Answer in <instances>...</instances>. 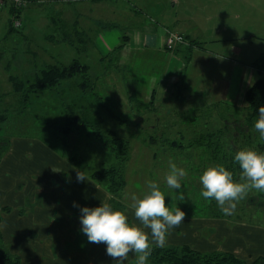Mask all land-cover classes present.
Masks as SVG:
<instances>
[{
    "label": "rangeland",
    "instance_id": "1",
    "mask_svg": "<svg viewBox=\"0 0 264 264\" xmlns=\"http://www.w3.org/2000/svg\"><path fill=\"white\" fill-rule=\"evenodd\" d=\"M64 1V6L72 8L75 13L83 12L82 16L79 13L76 16L84 18L85 15L91 14V3ZM111 1L113 0H108L109 17H106L105 23H118L123 26L125 20L115 11V3ZM234 4L245 19L243 25L249 37L244 43L247 42L251 48L253 47L252 54L259 55L261 51L264 52V0H235ZM2 6L0 7V95L3 101L0 103V112L7 114V119L1 123V126L12 136L11 141L14 138L19 139L21 144H24L26 152L32 153L49 169L53 166L50 156L58 157L66 164L73 165L76 171H82L87 176L88 173L84 170L87 167L94 170L103 164L114 163L116 160L114 152L96 138L95 130L91 126L81 121L87 116L85 108L90 107L89 99L81 98V92L70 88L66 81L53 89L42 90L38 95L32 94L28 101L25 99L20 101L19 96L12 94L2 96L4 92L12 90L10 73L22 78H30L46 63L56 61L69 63L78 57L83 62L89 63L92 73L98 74V91L109 107V110L98 107L99 111L90 110L89 113L91 115L100 113L104 118L101 123L102 128L106 131L115 130L119 136L130 141V159L124 170L126 185L115 195V202L111 203L114 194L90 177L99 192L100 190L103 192L102 189L106 191L104 201L111 206L113 204L116 210L123 211L130 223L139 225L140 222L135 219L131 207V196L142 197L148 191V182H155L165 195L166 206L170 209L179 207L186 213L184 222L169 230L167 239L176 242L170 245H188L200 251H212V248L219 251L230 250L229 252L237 254L246 263L253 264L255 260L243 257L245 255L248 257L247 252L250 250L264 252V192L254 189L249 191L247 196L237 203L232 215H224L215 200H205L200 195L203 190L200 176L210 166L223 165L226 170L233 173L235 182H241L239 177L242 169L233 160L234 148L254 150L253 147L259 146L260 142L264 141L260 138L255 125L251 128L247 127L246 130L242 128L240 132H243V136L238 137V134L235 137L236 144L226 135L221 136L220 143L207 138L209 134L207 131L226 128L227 119L231 121L228 125L230 130L231 127L234 129L237 118H242L241 123L245 124L243 118L249 113L248 108L236 111L226 103L208 106L207 102L200 101L199 98L189 103L178 100L175 96L170 100L150 103L144 91L150 87L146 76L148 70L145 66L143 68L145 73L142 74L144 77L139 78L136 87L131 82L130 76L134 70L130 65L122 66V63H118V53H110L102 62L99 60L100 50L94 45L93 38L85 41L89 42L91 48L87 47V43L82 42L79 49L67 42L57 40L62 35L56 30L54 21H51V17L53 15L56 17L60 9L55 3L49 0H31L23 10L22 25H14V30H10L11 13L8 5ZM91 15L95 16V13ZM62 21L59 23H64V28L67 29V20ZM89 32L90 37L95 33L93 30ZM53 34L56 38H50ZM85 47L88 48V52L87 49L84 50ZM139 56V64L143 65L141 62H145L144 55ZM88 98L94 100L92 96ZM147 103H150V108L145 106ZM110 110L120 119L113 118ZM72 113L79 119L74 120ZM154 124L156 127L151 128ZM202 136L205 138L202 139ZM207 140L211 141L210 146H207L205 142ZM74 154L80 158L79 161H84V169L75 165L71 159V155ZM5 156L6 154L3 158ZM170 161L187 172L178 190L169 188L166 184ZM32 163L35 167L34 161ZM233 165L236 168L232 169ZM28 177L33 180L31 177L34 176ZM26 186L27 183L24 187ZM69 187L75 189L72 183ZM2 189L3 182L0 179V190ZM29 203L32 202L28 200L27 206ZM68 222L70 224H67L65 219L60 221L57 232L60 233L58 236L60 241L65 237L70 243L65 248L62 245L54 246L53 252L57 254L89 252L92 257L91 264H94V256H98L99 260L105 259L101 264H115L106 253V244L89 242L81 231L82 227L78 221L73 222L71 219ZM50 229L43 230L45 237ZM73 238L74 241H71ZM0 245L7 247L2 227H0ZM41 250L49 253L50 246L48 248L43 245ZM135 261V255L130 253L125 264H135ZM50 263V260L42 261V264ZM147 264L154 263L148 258Z\"/></svg>",
    "mask_w": 264,
    "mask_h": 264
},
{
    "label": "crops",
    "instance_id": "2",
    "mask_svg": "<svg viewBox=\"0 0 264 264\" xmlns=\"http://www.w3.org/2000/svg\"><path fill=\"white\" fill-rule=\"evenodd\" d=\"M49 1L60 8L51 21L59 23L65 19L67 29H70L66 31L72 37L79 35V32L86 41L93 38L94 45L99 47L101 62L105 55L118 53V63L130 65L134 70L130 76L135 85L140 77H144L145 66L150 86L144 89L148 102H161L175 96L190 103L199 98L208 106L226 103L241 111L248 106L247 89L263 75L264 70L254 62L264 52L252 54L253 47L244 43L249 36L243 25L245 19L239 13L240 9L235 7V0H113L111 3H115V11L125 20L123 26L105 23L106 17H109L108 0L68 1L91 3L90 12L95 16L89 14L84 18L81 17L83 12L75 13L72 8L65 7L64 0ZM8 8L11 13L10 4ZM78 13L81 16H76ZM63 27L64 23L56 25L61 35L65 29ZM91 30L95 31L92 37ZM169 30L184 35L189 43L174 51L167 50L165 39ZM67 43L77 49L80 47L77 42ZM86 43L91 48L89 42ZM88 48L84 50L88 52ZM141 54L145 58V62H141L143 65L138 61ZM151 127L155 128L156 124ZM14 139L0 165V179L3 182L0 204L10 208L1 212L0 221L7 247L19 256L20 264H27L26 261L42 264L45 260H50V264H91L89 252H53L56 245L65 248L70 243L65 237L60 241L57 230L63 219L67 224L71 219L78 221L82 227L81 208L100 206L106 200V191L102 189L103 192H99L95 182L84 172L87 180L78 182L74 166L58 157H48L53 166L46 168L32 153L26 152L19 139ZM32 161L37 167L32 166ZM29 175L34 176L31 177L33 180ZM71 183L75 189L68 188ZM28 200L32 202L29 206ZM49 228L50 232L45 237L43 230ZM174 243L167 239L166 245ZM43 245L50 246L49 253L41 250ZM247 253L248 257L245 255L243 258L252 261L264 256V252L253 250ZM93 260L94 264H101L105 259L99 260L98 256H94Z\"/></svg>",
    "mask_w": 264,
    "mask_h": 264
},
{
    "label": "trees",
    "instance_id": "3",
    "mask_svg": "<svg viewBox=\"0 0 264 264\" xmlns=\"http://www.w3.org/2000/svg\"><path fill=\"white\" fill-rule=\"evenodd\" d=\"M31 0H27V5ZM11 7V18H10V30H14V17H20L23 10L27 7H16L12 1H7L3 4L9 5ZM2 6V7H3ZM58 25V21L54 20V25ZM64 28V27H63ZM63 35L59 36L57 39L59 41H66L72 44L86 41L80 33L79 35L72 37L70 33L63 29ZM127 39V36H125ZM50 38H56V36L50 35ZM187 38V37H186ZM188 39V38H187ZM191 42V41H190ZM86 43V42H85ZM192 43V42H191ZM119 48V47H118ZM166 48V47H165ZM167 49V48H166ZM168 50V49H167ZM107 55L103 57L105 59ZM258 65L259 69L264 70V53L260 55L258 60L254 62ZM98 74H94L90 72V66L88 63L83 62L78 57L72 59L69 63L56 61L53 63H46L42 67L38 68L35 71L34 75L30 78H22L17 74L10 73L9 80L12 83V90L10 92H4V95H14L19 96L20 101L25 99L28 101V98L32 94L38 95L42 90L53 89L59 86L62 82L66 81L67 85L72 89H77L76 92H81V98L89 99L90 107L87 109V116L85 119L81 120L91 126L95 131V136L99 141L104 142L111 152H114L115 161L110 165L103 164L100 168L90 170L89 167L85 168L84 161H79V157L77 155H71V159L78 167L84 169L88 176L95 179L100 184L107 187L110 193L114 194L111 199V203L116 201L115 195L124 188L126 185V177H125V165L127 161L130 159L129 156V146L130 141L124 137L119 136L115 130L106 131L102 128L101 123L104 121L103 116L98 113L91 115L89 111L97 112L99 111L98 107H103L104 109L109 110L107 106V102L105 101L103 95L98 91ZM92 96L94 100H91ZM246 100L248 102V114L244 117V123H241L242 118H237L236 125L234 129L230 130L229 119L225 120L226 128L223 130L216 131H207L209 134L207 135L209 140H217L218 143L221 142V136L226 135L227 138L232 139V143L236 144L237 135L238 137L243 136V132H240L241 129L251 128L255 125L256 120L259 118V107L264 106V76L262 75L258 78L246 91ZM3 101V98L0 95V103ZM153 103V102H150ZM150 103H147L145 106L148 108ZM8 109V108H6ZM84 109V112H85ZM73 113H75L73 111ZM73 115L74 120L79 119L76 117L77 115ZM111 116L113 118L120 119L113 111L110 110ZM77 118V119H76ZM7 119V114L0 112V161L3 156L8 152L11 146V138L12 136L8 134L4 127L1 126V123ZM79 121V120H78ZM158 125V124H157ZM152 128V127H151ZM233 131V132H232ZM249 132V131H248ZM245 133V132H244ZM234 137V139H233ZM205 136H202L204 139ZM206 138V139H207ZM205 141L207 146L211 145V141ZM243 140H241L242 142ZM236 146V145H235ZM254 151L258 153H264V141L260 142L259 146L253 147ZM242 150L234 148V155ZM81 157V156H80ZM231 168V167H230ZM236 168L235 165L232 166V169ZM112 204V208H114ZM9 211V207L0 206V221H1V211ZM149 259L154 264H248L246 261H243L237 255L229 251H200L196 250L188 245H165L163 248L155 247L153 245L151 255ZM21 260L17 254L12 253L8 247L4 245H0V264H20ZM253 264H264V256L258 257Z\"/></svg>",
    "mask_w": 264,
    "mask_h": 264
},
{
    "label": "clouds",
    "instance_id": "4",
    "mask_svg": "<svg viewBox=\"0 0 264 264\" xmlns=\"http://www.w3.org/2000/svg\"><path fill=\"white\" fill-rule=\"evenodd\" d=\"M258 111L255 129L264 140V106H260ZM234 159L242 169L239 177L241 182H235L233 173L223 165L210 166L200 176L203 188L200 195L205 200H215L224 215H232L237 203L249 191L254 189L264 192V153L244 149L238 151ZM169 169L166 184L169 188L178 190L187 172L171 161ZM86 180L83 172L77 170V181ZM131 200L139 225L130 223L123 211L114 210L106 201H102L98 207L81 208V231L89 242L106 244V253L115 264H125L130 253L136 257L135 264H147L153 245L163 248L167 243L169 230L178 227L186 217V213L179 207L170 209L166 206L164 193L152 181L148 182V191L142 197L132 195Z\"/></svg>",
    "mask_w": 264,
    "mask_h": 264
},
{
    "label": "built area",
    "instance_id": "5",
    "mask_svg": "<svg viewBox=\"0 0 264 264\" xmlns=\"http://www.w3.org/2000/svg\"><path fill=\"white\" fill-rule=\"evenodd\" d=\"M7 1H12L16 7H24L27 5V0H0V7ZM13 21L15 26L22 25V20L20 17H14ZM188 43L189 40L184 35L171 30H169L165 39V47L170 51H174L183 44Z\"/></svg>",
    "mask_w": 264,
    "mask_h": 264
}]
</instances>
